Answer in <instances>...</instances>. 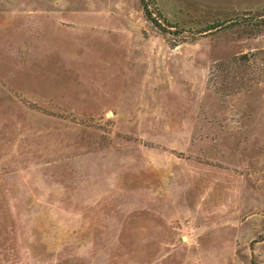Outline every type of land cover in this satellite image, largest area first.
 <instances>
[{"label": "rangeland", "instance_id": "374dc122", "mask_svg": "<svg viewBox=\"0 0 264 264\" xmlns=\"http://www.w3.org/2000/svg\"><path fill=\"white\" fill-rule=\"evenodd\" d=\"M156 7L0 0V264H264V0Z\"/></svg>", "mask_w": 264, "mask_h": 264}, {"label": "trees", "instance_id": "16d2710c", "mask_svg": "<svg viewBox=\"0 0 264 264\" xmlns=\"http://www.w3.org/2000/svg\"><path fill=\"white\" fill-rule=\"evenodd\" d=\"M141 7L143 8L144 11V15L146 17V19L158 30H160L161 32L166 33V27H164L162 25V22H164L167 27H174V25L169 24L164 17L162 16V14L160 13V11L157 9L156 7V0H139ZM149 4H152L154 6L153 10L149 9ZM236 22V21H235ZM232 24H238V23H234V21L228 22L227 25H224V23H215L213 25L207 26L204 29H202L201 31H198L197 33H207L213 30H220L222 28H226L225 26H231ZM191 33V32H190Z\"/></svg>", "mask_w": 264, "mask_h": 264}]
</instances>
